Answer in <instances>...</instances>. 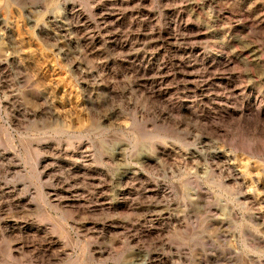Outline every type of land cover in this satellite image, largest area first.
<instances>
[{
  "label": "rangeland",
  "instance_id": "1",
  "mask_svg": "<svg viewBox=\"0 0 264 264\" xmlns=\"http://www.w3.org/2000/svg\"><path fill=\"white\" fill-rule=\"evenodd\" d=\"M0 264H264V0H0Z\"/></svg>",
  "mask_w": 264,
  "mask_h": 264
}]
</instances>
